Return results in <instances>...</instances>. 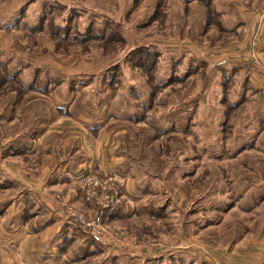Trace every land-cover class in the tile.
<instances>
[{
    "label": "crops",
    "instance_id": "obj_1",
    "mask_svg": "<svg viewBox=\"0 0 264 264\" xmlns=\"http://www.w3.org/2000/svg\"><path fill=\"white\" fill-rule=\"evenodd\" d=\"M153 1L136 8L132 4L128 27L111 18L121 23L127 48L132 40L141 44L132 50L152 46L159 53L157 66L169 67L172 74L185 62L194 69L202 60L222 78L233 75L235 82H241V97L237 101L230 97L229 108L238 107L231 139L224 145L223 131L220 136V158L230 154L229 164L221 166L225 180L234 186L222 192L221 201L231 200L229 208L213 211L207 205L211 201L207 193L194 196L192 204H202L188 212L192 229L188 244H183L206 264H264V24L256 30L264 0H165L164 21L158 20L161 13ZM155 24H159L156 30L139 38L130 29L135 26L141 31ZM153 36L157 44L149 42ZM66 77L60 74L55 88L73 92L72 101H13L12 115L0 113L1 131L5 118L13 121L21 120L23 114L33 115L30 130L19 133L15 128L7 141L0 137V186L7 198L11 195L0 207V264H176V257H168L178 251L179 244H144L135 240L125 223L134 214L130 197L142 200L145 194L149 199L150 190L158 185L156 173L144 169L131 155L128 135L111 125L110 115L100 120L97 115L78 112L77 105L84 101H76L77 79L73 88ZM223 83L211 85L213 92L220 88L223 93ZM208 102L198 101L193 121L198 116L205 118ZM220 105L216 104L217 111ZM232 136L234 150L229 145ZM210 150L209 146L202 150L195 144L190 147L193 156L189 159L195 165L192 175L200 168L195 155ZM89 165L98 173L116 171L123 180L126 198L110 217V223L127 234L121 241L94 238L68 216V205L89 209L77 180ZM137 166L144 169L142 175L136 172ZM14 188L19 191L14 193Z\"/></svg>",
    "mask_w": 264,
    "mask_h": 264
},
{
    "label": "rangeland",
    "instance_id": "obj_2",
    "mask_svg": "<svg viewBox=\"0 0 264 264\" xmlns=\"http://www.w3.org/2000/svg\"><path fill=\"white\" fill-rule=\"evenodd\" d=\"M147 1L0 0V113L12 115L10 104L13 101H72L73 92L56 89L55 84L60 74L69 77L73 88L77 79L76 101H84L77 105L78 112L85 116L97 115L100 120H107L110 115L111 125L128 135L125 139L131 147V155L143 163L144 169L157 175L158 185L150 190L149 199L146 200L145 194L142 200L130 197L134 214L126 219L128 230L135 240L147 245L179 244L174 253L177 256L169 253L168 257H176V264H206L183 244L187 243L192 229L188 212L202 204L196 201L193 205L192 198L206 193L211 199L207 205L213 211L229 208L231 200L221 201L224 199L222 192L234 186L225 180L221 168L222 163L229 164L230 154L220 158L223 152L220 136L223 131L224 145L231 139L238 107L229 108L230 97L233 101L241 97V82H235L233 75L222 78V74L214 73L212 66L204 65L202 60L197 61L198 67L194 69L189 67L190 62H185L178 73L172 74L167 71L169 67L157 66L155 48L132 50L141 45L133 40L127 48L122 42L126 33L116 25L124 22L127 26L132 4L136 8ZM156 2L161 13L158 20L164 21L165 0H155L153 6ZM263 24L264 10L257 16L256 30ZM158 25L141 31L135 26L130 29L139 38L140 34L144 36L156 30ZM166 35L170 37V33ZM149 42L157 44L159 41L153 36ZM50 48L54 52L49 51ZM222 81L224 92L220 94V88L213 92L211 85L214 88ZM87 86L94 88L91 90ZM198 101H209L204 108L206 116L204 119L198 116L193 121ZM216 104L220 105L218 111ZM23 109L28 110L27 107ZM22 117L21 120H2L5 129L0 130V137L7 141L15 128L19 133L30 130L33 115L27 113ZM13 123H19L20 127H12ZM235 125L239 123L235 121ZM234 142L232 136L229 144L232 150ZM194 144L200 150L204 146L211 149L207 154L195 155L200 158L196 162V167H200L196 176L192 175L195 165L189 159L193 155L188 152ZM144 169L137 166L136 172L142 175ZM84 171L77 176L79 183ZM2 190L0 186V207L11 196L8 194L7 198ZM21 190L26 192L23 187ZM18 191L14 188V193ZM123 194L126 198L124 188ZM56 196L61 199L60 195ZM229 196L230 193L228 198L231 199ZM68 208L82 210L75 205H68ZM126 237L112 232L107 242L114 243Z\"/></svg>",
    "mask_w": 264,
    "mask_h": 264
},
{
    "label": "built area",
    "instance_id": "obj_3",
    "mask_svg": "<svg viewBox=\"0 0 264 264\" xmlns=\"http://www.w3.org/2000/svg\"><path fill=\"white\" fill-rule=\"evenodd\" d=\"M259 27L257 30H260ZM94 166V165H93ZM88 166L80 178V191L89 209L68 208L69 218L77 226L86 229L93 237L109 241L112 232L125 237V231L111 227L108 221L124 202L123 180L116 171L98 173Z\"/></svg>",
    "mask_w": 264,
    "mask_h": 264
},
{
    "label": "trees",
    "instance_id": "obj_4",
    "mask_svg": "<svg viewBox=\"0 0 264 264\" xmlns=\"http://www.w3.org/2000/svg\"><path fill=\"white\" fill-rule=\"evenodd\" d=\"M113 23H114V22H113ZM116 26H118V27H121V28H122V26H121V25H120V26H119V25H116ZM122 39H123V41H122V42H124V44H125V43H126V40H125V38H124V37H122ZM151 47H152V46H151ZM141 48H149V47H141ZM152 48H153V47H152ZM155 52L157 53V61H156V64H157V62H158V58H159V53H158L157 51H155ZM156 64H155V66H156ZM112 215H113V214H112ZM112 215H111V216H112ZM108 223H109V224H111V223H110V219H109ZM94 238H95V237H94Z\"/></svg>",
    "mask_w": 264,
    "mask_h": 264
}]
</instances>
